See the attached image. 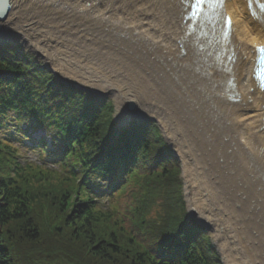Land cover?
<instances>
[{"label": "trees", "instance_id": "obj_1", "mask_svg": "<svg viewBox=\"0 0 264 264\" xmlns=\"http://www.w3.org/2000/svg\"><path fill=\"white\" fill-rule=\"evenodd\" d=\"M113 112L0 40V264H222L158 124Z\"/></svg>", "mask_w": 264, "mask_h": 264}, {"label": "bare ground", "instance_id": "obj_2", "mask_svg": "<svg viewBox=\"0 0 264 264\" xmlns=\"http://www.w3.org/2000/svg\"><path fill=\"white\" fill-rule=\"evenodd\" d=\"M210 2L213 7L204 6L199 19L190 17L194 0H137L124 4L123 8L132 9L130 12L139 17L122 22L121 30L135 32L139 50L151 57L156 114L182 159L185 173L192 169L189 153L193 146L206 159H214L218 167L227 166L219 160L226 163L230 155L233 157L228 151L224 125L225 115H229L230 123L245 126L246 145L259 151V172L263 176L259 186H264V90L255 78L256 50L264 45V0ZM71 5L88 7L94 15H107L106 0H92L91 4L74 0H8L0 16V29L10 25L23 28L36 20L34 16L51 11L49 7L71 9ZM25 16L27 20H23ZM227 16L231 19L228 32ZM91 21L98 23L92 17ZM173 110H177L176 122ZM120 112L125 119L130 115L123 108ZM189 178L187 183L191 181L193 185L191 174Z\"/></svg>", "mask_w": 264, "mask_h": 264}, {"label": "rangeland", "instance_id": "obj_3", "mask_svg": "<svg viewBox=\"0 0 264 264\" xmlns=\"http://www.w3.org/2000/svg\"><path fill=\"white\" fill-rule=\"evenodd\" d=\"M74 1L92 3V0ZM119 1L121 3L106 0V16L100 13L94 15L88 7H49L51 11L34 16L36 20L23 28L15 25L2 27L0 37L7 36L10 41L22 46L46 69H50L54 77L88 89L89 93H85L93 97L101 96L103 100L111 101L114 105L113 122L118 127L126 124L120 109L129 112L127 105L135 101L138 106L134 112L158 124L164 139L178 158L184 199L188 201L190 216L202 222L213 242L220 247L221 253L215 244L221 263L228 264L229 258L230 264H264V186H259L263 176L259 172L258 149H250L243 141L245 126L230 123L229 115H225L228 151L233 157L230 155L226 163L223 160L219 162L227 166L218 167L214 159H206L203 152L193 146V152L189 153L192 169L185 173L182 159L173 147L164 123L156 114L151 57L139 50L135 32L121 30L122 22L135 21L139 17L130 12L132 9L122 6L137 0ZM91 17L98 21L96 25ZM23 20H27V17ZM146 52L149 53V50ZM176 111H172L175 122ZM164 112L166 110L163 108L162 115ZM34 137L38 139L46 135L40 132ZM27 157L43 169H46L45 166H48V170L56 168L43 163L36 153L29 152ZM188 174L195 180L193 185L191 181L187 183Z\"/></svg>", "mask_w": 264, "mask_h": 264}, {"label": "water", "instance_id": "obj_4", "mask_svg": "<svg viewBox=\"0 0 264 264\" xmlns=\"http://www.w3.org/2000/svg\"><path fill=\"white\" fill-rule=\"evenodd\" d=\"M249 4H250V8H251L252 13L256 14L255 11L253 10L252 3L250 2ZM7 5H8V0H0V16H1L2 13H4V10L6 9ZM259 7L263 8V5L259 4ZM0 40H10V39L6 36L4 38L0 37ZM262 47H264V45L258 46L257 50H256L258 58H257V63H256L255 78H256V80H258L259 84L262 86V89L264 90V63L261 62V57H264V52L259 51V49L262 48ZM55 79L57 81H59V82L64 83L65 85H67L69 87H73V88L79 89V90H81L83 92L89 93L88 89L83 88V87H81L80 85H78V84H76L74 82L64 80V79H62V78H60L58 76H55ZM97 97H98V99H103L104 98V97L102 98L101 96H97ZM137 106H138V104L135 101H130V103L127 105V108L129 109L130 115L124 120V122L126 121V124L124 126H127L128 124H130L134 120L150 121V122L153 121L152 119L144 117L141 113H135L134 111L136 110ZM116 110H117V107H116ZM124 126H122V127H124ZM185 197H186V193H185ZM186 202H187V208H188V213H189L188 217H189L190 220H193L195 218L190 216L191 210L189 209L187 199H186ZM196 220L198 221L199 219H196ZM198 222L202 225V222H200V220ZM215 244H216V242H215ZM219 252H220V250H219Z\"/></svg>", "mask_w": 264, "mask_h": 264}, {"label": "snow or ice", "instance_id": "obj_5", "mask_svg": "<svg viewBox=\"0 0 264 264\" xmlns=\"http://www.w3.org/2000/svg\"><path fill=\"white\" fill-rule=\"evenodd\" d=\"M204 0H194L193 8L199 7ZM259 51L264 52V47L260 48ZM261 62L264 63V57H261Z\"/></svg>", "mask_w": 264, "mask_h": 264}]
</instances>
